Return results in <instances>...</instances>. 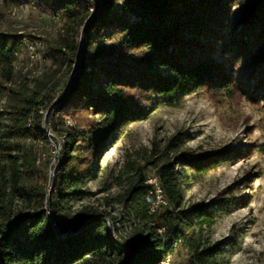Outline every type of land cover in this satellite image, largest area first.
I'll list each match as a JSON object with an SVG mask.
<instances>
[{
  "label": "trees",
  "instance_id": "trees-1",
  "mask_svg": "<svg viewBox=\"0 0 264 264\" xmlns=\"http://www.w3.org/2000/svg\"><path fill=\"white\" fill-rule=\"evenodd\" d=\"M31 1L61 31L44 40L50 71L31 81H16L15 61L41 39L0 31V264H161L177 250L186 256L179 264H212L218 249L209 233L237 202L185 206L184 192L243 152L196 157L177 133L111 179L100 160L156 107L200 91L263 97L264 0H100L93 15L85 0ZM236 5L242 18L228 27ZM58 78L70 84L56 97ZM51 144L60 145L53 163L41 152ZM148 176L168 203L153 211ZM115 206L125 214L116 218Z\"/></svg>",
  "mask_w": 264,
  "mask_h": 264
},
{
  "label": "rangeland",
  "instance_id": "rangeland-1",
  "mask_svg": "<svg viewBox=\"0 0 264 264\" xmlns=\"http://www.w3.org/2000/svg\"><path fill=\"white\" fill-rule=\"evenodd\" d=\"M85 1L90 15L98 11L100 0ZM241 16V8L236 5L228 27L239 24ZM60 27L56 16L31 0H0V31L31 33L41 39L18 55L16 81L24 77L31 81L35 75L50 71L45 41L55 42ZM78 43L81 44V38ZM75 74L74 67L70 78ZM56 81L57 97L70 83L65 78ZM47 114L48 109L42 111L43 126ZM177 133L186 134V148L196 157L222 150L244 153L240 159L192 181L190 189L184 192V203L202 205L224 196L237 202L230 212L218 216L209 233L211 243L218 249L212 264H264V96L250 102L240 94L226 100L200 91L186 96L177 107H156L146 120L125 127L114 145L103 153V177L111 179L124 163L138 161L153 141L163 142ZM41 152L53 163L58 160L60 145L51 144ZM116 192L117 188H113L108 194ZM105 195L100 194L98 199ZM113 213L116 218L125 214L120 206H115ZM108 225L114 234L113 224ZM185 257L184 251L177 250L169 259L170 264L183 263Z\"/></svg>",
  "mask_w": 264,
  "mask_h": 264
},
{
  "label": "built area",
  "instance_id": "built-area-1",
  "mask_svg": "<svg viewBox=\"0 0 264 264\" xmlns=\"http://www.w3.org/2000/svg\"><path fill=\"white\" fill-rule=\"evenodd\" d=\"M149 182L151 186V194L154 196V204L152 207V211L156 209L157 207L165 206L164 203H161V196L157 190V180H155V176H148ZM170 264V261L169 263Z\"/></svg>",
  "mask_w": 264,
  "mask_h": 264
},
{
  "label": "bare ground",
  "instance_id": "bare-ground-1",
  "mask_svg": "<svg viewBox=\"0 0 264 264\" xmlns=\"http://www.w3.org/2000/svg\"><path fill=\"white\" fill-rule=\"evenodd\" d=\"M155 180H157V178L155 177ZM146 182L148 183V184H150V182H149V177L147 178V180H146ZM157 190H158V192H159V194H160V196H161V203H164V205L166 206L168 203H167V201L164 199V197H163V195H162V191H161V189H160V184L158 183V180H157ZM160 232H162V229L160 230ZM169 259H166L164 262H162L161 264H168L169 263Z\"/></svg>",
  "mask_w": 264,
  "mask_h": 264
},
{
  "label": "water",
  "instance_id": "water-1",
  "mask_svg": "<svg viewBox=\"0 0 264 264\" xmlns=\"http://www.w3.org/2000/svg\"><path fill=\"white\" fill-rule=\"evenodd\" d=\"M78 48H79V50L81 49V44H79ZM43 127L45 129V126H43ZM53 172H54V170L51 173L52 174L51 178L53 177ZM49 194H50V190H49ZM49 220H50L51 224L55 227V223H54L53 219L50 217Z\"/></svg>",
  "mask_w": 264,
  "mask_h": 264
}]
</instances>
